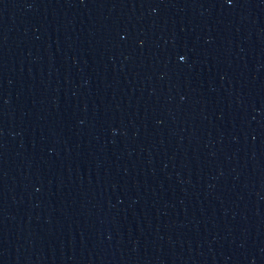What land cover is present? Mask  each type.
I'll return each instance as SVG.
<instances>
[{
  "label": "water",
  "instance_id": "water-1",
  "mask_svg": "<svg viewBox=\"0 0 264 264\" xmlns=\"http://www.w3.org/2000/svg\"><path fill=\"white\" fill-rule=\"evenodd\" d=\"M0 264H264V0H0Z\"/></svg>",
  "mask_w": 264,
  "mask_h": 264
}]
</instances>
